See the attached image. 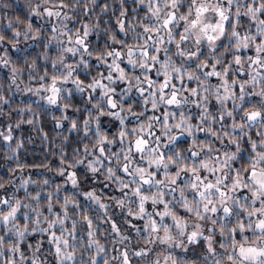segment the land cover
<instances>
[{
	"label": "snow or ice",
	"instance_id": "6c2138e0",
	"mask_svg": "<svg viewBox=\"0 0 264 264\" xmlns=\"http://www.w3.org/2000/svg\"><path fill=\"white\" fill-rule=\"evenodd\" d=\"M0 14V264H264V0Z\"/></svg>",
	"mask_w": 264,
	"mask_h": 264
},
{
	"label": "trees",
	"instance_id": "16d2710c",
	"mask_svg": "<svg viewBox=\"0 0 264 264\" xmlns=\"http://www.w3.org/2000/svg\"><path fill=\"white\" fill-rule=\"evenodd\" d=\"M12 2H17V0H12ZM9 11H12V9H8ZM18 99H20L18 97ZM46 130H51L52 128V124L45 122L43 125ZM24 135L27 136L28 135V128L27 126H25V132ZM54 135V133H53ZM32 137L34 140V143L28 144L27 148L28 151L26 153L23 154V159L26 162H32V161H36L39 162L41 160L45 159V156L48 155L49 158H51L50 153H51V148L49 146V143L46 141L43 144L40 142V138L36 135V133H32ZM3 161H0V164H2Z\"/></svg>",
	"mask_w": 264,
	"mask_h": 264
},
{
	"label": "clouds",
	"instance_id": "9594fccd",
	"mask_svg": "<svg viewBox=\"0 0 264 264\" xmlns=\"http://www.w3.org/2000/svg\"><path fill=\"white\" fill-rule=\"evenodd\" d=\"M10 3V0H0V9H3L5 4ZM2 16V14H0Z\"/></svg>",
	"mask_w": 264,
	"mask_h": 264
},
{
	"label": "rangeland",
	"instance_id": "374dc122",
	"mask_svg": "<svg viewBox=\"0 0 264 264\" xmlns=\"http://www.w3.org/2000/svg\"><path fill=\"white\" fill-rule=\"evenodd\" d=\"M20 98V97H19Z\"/></svg>",
	"mask_w": 264,
	"mask_h": 264
}]
</instances>
